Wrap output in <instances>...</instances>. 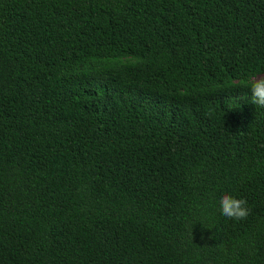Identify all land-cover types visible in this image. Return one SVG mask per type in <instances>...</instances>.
<instances>
[{
  "label": "trees",
  "instance_id": "trees-1",
  "mask_svg": "<svg viewBox=\"0 0 264 264\" xmlns=\"http://www.w3.org/2000/svg\"><path fill=\"white\" fill-rule=\"evenodd\" d=\"M261 75L264 0H0V264H264Z\"/></svg>",
  "mask_w": 264,
  "mask_h": 264
},
{
  "label": "clouds",
  "instance_id": "clouds-1",
  "mask_svg": "<svg viewBox=\"0 0 264 264\" xmlns=\"http://www.w3.org/2000/svg\"><path fill=\"white\" fill-rule=\"evenodd\" d=\"M244 86L251 92V103L264 107V76L250 77ZM247 203L244 198H237L225 193L220 199L221 214L237 221L244 220L250 214Z\"/></svg>",
  "mask_w": 264,
  "mask_h": 264
},
{
  "label": "rangeland",
  "instance_id": "rangeland-1",
  "mask_svg": "<svg viewBox=\"0 0 264 264\" xmlns=\"http://www.w3.org/2000/svg\"><path fill=\"white\" fill-rule=\"evenodd\" d=\"M261 76H264V75H261Z\"/></svg>",
  "mask_w": 264,
  "mask_h": 264
}]
</instances>
